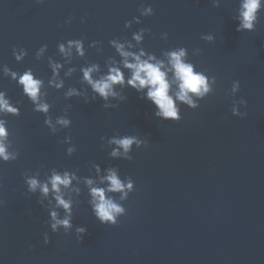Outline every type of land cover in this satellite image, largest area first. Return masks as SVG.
I'll return each instance as SVG.
<instances>
[{
  "label": "water",
  "instance_id": "1",
  "mask_svg": "<svg viewBox=\"0 0 264 264\" xmlns=\"http://www.w3.org/2000/svg\"><path fill=\"white\" fill-rule=\"evenodd\" d=\"M239 4L0 0V91L21 109L19 116L0 117L8 121L13 150L20 153L16 160L0 161V264H264V10L255 30L237 31ZM147 5L154 15L140 14ZM137 16L141 23L125 28L126 21ZM142 27L151 29L142 45L147 51L160 56L165 49L186 47L197 70L217 78L214 91L198 108L181 104V120H163L131 87L123 90L127 100L116 108L103 107L100 98L90 103L84 97L65 98L69 87L87 89L92 96L90 86L80 82L79 68L99 63L107 71V58L119 59L110 40L131 39ZM164 32L166 40L161 38ZM207 34L215 40L202 39ZM81 38L86 56H76L73 49L72 64L61 69L65 87H48V57L63 62L58 44ZM92 41L102 43L89 47ZM44 44V58L37 59ZM19 48L28 52L22 61L13 52ZM197 48L201 51L194 55ZM4 65L20 73L31 68L43 78L53 122L68 108L71 126L53 134L44 123L46 115L34 110L22 86L4 76ZM71 66L77 71L65 77ZM234 80L241 84L235 97L230 94ZM240 98L248 102L247 107L241 105L247 113L243 117L231 111L233 99ZM115 135H136L147 144L133 146L132 160L113 158L109 153L116 146L102 138ZM67 136L76 147L71 156L70 145L61 142ZM93 164L101 166V175L116 167L122 179L135 181V190L122 202L126 214L117 225L100 223L81 184L73 229L52 232L49 210L38 203L39 192H28L24 173L39 170L44 179L56 168L98 179ZM110 195L119 199L120 194ZM78 225L88 229L82 241L75 232ZM45 232L49 244L44 243Z\"/></svg>",
  "mask_w": 264,
  "mask_h": 264
},
{
  "label": "clouds",
  "instance_id": "2",
  "mask_svg": "<svg viewBox=\"0 0 264 264\" xmlns=\"http://www.w3.org/2000/svg\"><path fill=\"white\" fill-rule=\"evenodd\" d=\"M38 2L43 3L44 0H38ZM213 2L217 7L220 4V0H213ZM261 10H264V0H240L239 13L236 17L239 23L236 30H255ZM139 11L142 16L146 17L155 14L151 5L141 6ZM133 22L141 23L140 17L137 16L134 17V20L126 21L125 28L130 29ZM146 32L150 33L151 29L142 27L132 33L131 39L114 38L110 40V44L115 49L119 59L117 56L108 57L105 62L107 71H104L99 63H89L79 68V71L82 72L80 82L90 86L93 95L89 96L87 89L69 87L64 92L65 98L84 97L86 103L100 98L104 102L103 107L116 108L119 107V102L127 100L123 90L131 87L140 94L141 99H146L155 106L154 115L163 120H181V104L193 109L198 108L200 100L214 91L217 78L209 76L206 71L197 70L196 65L188 60L189 53L186 47L165 49L160 56L147 51L142 46ZM167 37V32L161 33V38L166 40ZM202 39L211 42L215 40V36L207 34ZM101 43V41H92L89 47H97ZM47 49V44L41 46L36 53L37 59L44 58ZM58 49L63 57V62L57 61L51 56L48 57L52 75L47 81V85L59 90L65 87L61 69L65 65L72 64L73 49H75V55L79 57H85L87 49L83 38L68 39L66 43L60 42ZM97 50L101 51L102 49L98 48ZM200 51L199 48L194 49L193 54L198 55ZM13 52L17 61H22L28 55L27 49L24 48L13 49ZM2 71L4 76H10L19 86H22L23 94L34 104V110L46 115L44 123L53 134L57 133L60 128L71 126L72 120L67 115L68 108H65L64 115L57 116L55 123L53 122L52 116L49 115L52 105L46 99L48 92L42 91L45 80L38 77L31 68L20 73L4 65ZM76 71L77 67H68L64 76L69 77ZM240 88V81L234 80L230 94L235 97ZM113 100H116L117 103H112ZM18 103H14L6 91H0V117L6 114L19 116L21 109ZM247 103L244 98L233 99L232 114L240 117L246 116L247 113L241 111V105L247 107ZM10 135L8 121L0 118V161L16 160L20 155L18 150H13ZM102 139H106L108 146H116L109 153L111 157L127 160L133 159L131 153L134 145L139 148L141 145L147 144V140L136 135H115L111 138ZM61 142L70 145L67 148L69 156L76 151L71 136L65 137ZM92 167L95 169L98 179L90 176L81 177L77 171H59L56 168H53L50 174L45 173L44 179H41L39 170L34 174L24 173L28 192L33 194L39 192L38 203L49 210V223L52 232H59L61 228L65 232L73 229L74 205L77 204L76 197L80 196L82 192L81 184L88 189L89 204L94 216L100 223L117 225L120 222L119 217L126 214L127 209L122 202L127 200L129 194L135 190V181L131 177L122 179L116 167L106 168V175L100 174L101 166L99 164H93ZM74 181L75 183H73ZM105 182L107 185L101 186ZM110 193H119V199ZM3 204L4 201L0 200V206ZM61 209L63 215H61ZM87 231L86 226H75V232L81 241ZM50 242V236L48 232H45L44 243L49 244Z\"/></svg>",
  "mask_w": 264,
  "mask_h": 264
}]
</instances>
